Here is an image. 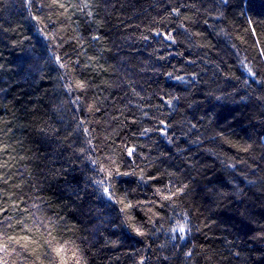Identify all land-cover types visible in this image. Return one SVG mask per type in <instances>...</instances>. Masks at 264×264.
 Listing matches in <instances>:
<instances>
[{
    "label": "trees",
    "instance_id": "obj_1",
    "mask_svg": "<svg viewBox=\"0 0 264 264\" xmlns=\"http://www.w3.org/2000/svg\"><path fill=\"white\" fill-rule=\"evenodd\" d=\"M0 264H264V0H0Z\"/></svg>",
    "mask_w": 264,
    "mask_h": 264
},
{
    "label": "snow or ice",
    "instance_id": "obj_2",
    "mask_svg": "<svg viewBox=\"0 0 264 264\" xmlns=\"http://www.w3.org/2000/svg\"><path fill=\"white\" fill-rule=\"evenodd\" d=\"M129 154H131V150H129ZM179 231L183 234L185 231V227L183 225L179 226ZM183 238V237H182Z\"/></svg>",
    "mask_w": 264,
    "mask_h": 264
}]
</instances>
